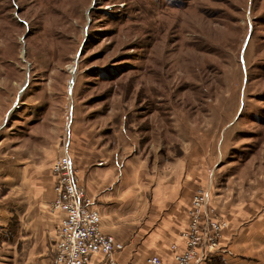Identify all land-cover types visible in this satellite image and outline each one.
Listing matches in <instances>:
<instances>
[{"label": "rangeland", "instance_id": "1", "mask_svg": "<svg viewBox=\"0 0 264 264\" xmlns=\"http://www.w3.org/2000/svg\"><path fill=\"white\" fill-rule=\"evenodd\" d=\"M64 153L95 204L103 191L134 207L118 226L127 262L180 243L188 219L172 239L150 213L164 184L192 187L191 199L208 190L227 222L229 258L260 264L264 231L251 254L242 231L264 225V0H0V225L9 236L32 178L53 188ZM11 251L0 247V264Z\"/></svg>", "mask_w": 264, "mask_h": 264}, {"label": "built area", "instance_id": "2", "mask_svg": "<svg viewBox=\"0 0 264 264\" xmlns=\"http://www.w3.org/2000/svg\"><path fill=\"white\" fill-rule=\"evenodd\" d=\"M51 171L55 180L50 208L62 213L54 246L56 264H89L97 254L106 257V264H117L114 253L123 250L124 244L102 229L99 210L78 182L67 153L52 164ZM187 219L180 243L169 247L171 258L152 254L146 257V264H203L219 252L227 222L216 216L208 190L199 189L193 195Z\"/></svg>", "mask_w": 264, "mask_h": 264}, {"label": "crops", "instance_id": "3", "mask_svg": "<svg viewBox=\"0 0 264 264\" xmlns=\"http://www.w3.org/2000/svg\"><path fill=\"white\" fill-rule=\"evenodd\" d=\"M98 177H95V184L99 187ZM159 184L153 190V196L150 199L149 204H151V214H157L161 222H164V232L167 231L169 238H177V235L182 230L187 222V208L190 203V196L192 193V187H179L177 189L170 186ZM96 187V188H97ZM95 188V190H96ZM26 198L30 200L23 208L18 212L19 220L17 223L19 225L15 228L14 234H7V227L0 225V247H11L9 259L4 264H56L54 243L56 238V230L58 228L59 220L62 215L61 212L53 211L49 208V201L53 197L52 184L41 191L40 185L35 182L33 177L31 180V185L28 187ZM187 189V191H186ZM97 192V190H96ZM96 193V206L99 210L102 222V229L108 234H112L115 237H121V232L118 226L122 225L121 220L127 216L133 218L134 207L129 206L128 209L122 205H119L118 194L115 192L102 193L103 191H98ZM127 192V191H126ZM89 193V192H88ZM128 194L130 198L132 197V191ZM4 197V196H2ZM3 212H0V214ZM4 216V215H2ZM6 216V215H5ZM3 219V218H0ZM5 219V217H4ZM3 223L5 225V221ZM133 220V219H132ZM263 228V229H259ZM264 231L263 226L253 227L249 231H242V233H247L251 235L242 236L244 239H250L246 244V247H242V253L251 254V247L248 245H253L254 240L257 239L258 233ZM177 234V235H176ZM224 238L222 241V248L213 255V257L206 262V264H215L217 258L221 259L224 264H241L231 258L229 254L231 253L230 246L226 243L227 232H224ZM117 237V238H118ZM241 245V243H239ZM232 248V247H231ZM26 250L23 252V250ZM242 249H239L240 251ZM129 251H119L114 253V258L117 264H144L142 262H127V258L130 256ZM239 251V252H240ZM150 253L159 256L164 259L171 258V252L168 245L164 247L152 246ZM241 253V252H240ZM7 256V255H6ZM103 256V255H102ZM258 259V258H256ZM260 264H264V258H259ZM89 264H101L100 254L93 257Z\"/></svg>", "mask_w": 264, "mask_h": 264}, {"label": "bare ground", "instance_id": "4", "mask_svg": "<svg viewBox=\"0 0 264 264\" xmlns=\"http://www.w3.org/2000/svg\"><path fill=\"white\" fill-rule=\"evenodd\" d=\"M73 68H74V66H71V67H70V70H71V72H72V71H74V69H73Z\"/></svg>", "mask_w": 264, "mask_h": 264}]
</instances>
